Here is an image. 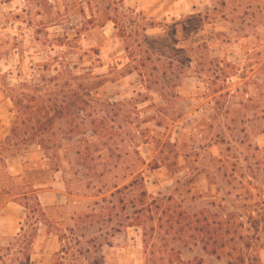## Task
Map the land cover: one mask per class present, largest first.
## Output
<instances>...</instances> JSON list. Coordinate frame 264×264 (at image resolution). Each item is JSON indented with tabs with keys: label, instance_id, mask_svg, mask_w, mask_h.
<instances>
[{
	"label": "rangeland",
	"instance_id": "obj_1",
	"mask_svg": "<svg viewBox=\"0 0 264 264\" xmlns=\"http://www.w3.org/2000/svg\"><path fill=\"white\" fill-rule=\"evenodd\" d=\"M59 64L103 76L117 106L96 112L101 140L54 118L52 161L37 142L18 148L9 89ZM139 173L220 244L179 240L169 216L145 224L144 244L131 194L111 197ZM62 245L64 264H264V0H0V264H58Z\"/></svg>",
	"mask_w": 264,
	"mask_h": 264
},
{
	"label": "trees",
	"instance_id": "obj_2",
	"mask_svg": "<svg viewBox=\"0 0 264 264\" xmlns=\"http://www.w3.org/2000/svg\"><path fill=\"white\" fill-rule=\"evenodd\" d=\"M114 24L117 27L118 23L114 22ZM96 51L94 50V52L98 54V50ZM141 73L140 71L139 76L143 79L144 76ZM105 83L106 81L103 76L93 74L92 71L74 75L64 64H59V68L55 69V74L50 78L39 75L37 80L29 81V83L23 82L18 84V87L10 88V98L14 104L16 119L18 118V135L20 133L27 135L25 138L18 139V148H22L31 142H37L36 144L44 151L47 157L48 153L51 151L56 152L54 147L49 146V144L45 142L43 135L47 136L48 134H53L51 130L53 129L54 118L59 116L70 117L66 124L69 125L71 133L79 131L82 127H89L92 135L96 137L100 136V140L101 138L105 139L104 136L106 134L103 135V133L108 129L106 119L105 117L99 118L96 112L104 111V102L111 108L117 106L116 104L110 103L107 99L101 100L99 89L102 88ZM88 111H92L96 116L90 114V120L77 117L81 113ZM14 128L16 127L14 126ZM136 133H138L137 130ZM136 133L133 132L131 134L130 139L133 142L137 137ZM48 158L52 160L51 157ZM107 165H109L107 162L102 164V166ZM55 170H59L58 164ZM141 174L142 173H139L137 177L133 178L129 185L117 189L111 197L125 190L131 194L129 203L133 209L134 216H132L131 219L134 222L128 225H136L142 228L144 231V244H146L145 224L154 220L158 222L162 221L163 217L166 216H169L170 220L175 218V224L177 225L175 236H177L179 240L186 238L195 239L197 234L200 244H204V246L206 240H208V243L212 242L214 245L220 244L222 241L220 235L222 234L219 233V229L210 228L209 225L204 226L205 228H200V222L196 219V215L184 211L181 209L182 206L176 208V211L172 210V198H166L165 202H163V198L149 195L144 187V178ZM22 197L27 201L29 200L23 205L27 210L26 225H28L30 221V224L37 230L39 225L45 224L47 221L45 211L34 190L29 196L24 194ZM102 202H106V199H102ZM120 202L124 203L123 199H121ZM101 208L103 210L106 209L105 205L101 206ZM101 217L102 215L95 216L94 213V215H86L83 218L94 220ZM18 238L19 240L25 239V226L21 227ZM60 239L63 241L62 236H60ZM70 249L71 248L62 245L61 251L56 254L58 264H64L67 260V255L73 256Z\"/></svg>",
	"mask_w": 264,
	"mask_h": 264
}]
</instances>
